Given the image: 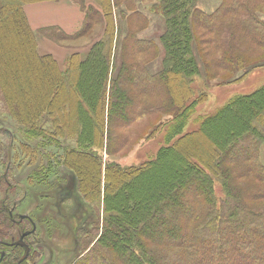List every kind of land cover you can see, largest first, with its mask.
<instances>
[{
  "label": "trees",
  "instance_id": "1",
  "mask_svg": "<svg viewBox=\"0 0 264 264\" xmlns=\"http://www.w3.org/2000/svg\"><path fill=\"white\" fill-rule=\"evenodd\" d=\"M40 1L56 0H0L1 114L15 122L18 131L10 129L21 136L18 149L29 166H47L43 183L35 181L33 168L31 188L50 187L49 175L62 166L75 176L87 206H98L99 216L103 210L100 237L80 264H264V86L235 96L210 116L196 117L198 130L140 166L104 162L101 155L105 148L114 154L131 142L130 135L120 139L114 118L131 127L147 115L166 113L170 144L207 99L195 98L197 79H232L245 71L249 43L258 47L254 55L264 58V0H222L211 14L198 8L200 0H159L152 10L164 21L159 42L139 37L150 20L134 0H95V9L75 0L86 12L75 37L101 24L104 34L93 40L87 55L72 53L64 68L54 56L40 53L26 15L25 6ZM122 4L128 7L129 28L119 41L114 10ZM61 36L69 38L62 31ZM7 41L15 43L9 48L17 59H26L25 70L19 69L22 64L17 73L7 66ZM115 45L121 46V64ZM160 58L161 69L151 72L150 64ZM35 75L37 85L31 82ZM64 139H74L76 146L61 144ZM53 146L63 150L56 161L49 154ZM235 150L240 153L233 157ZM216 179L222 197L216 195ZM57 189L40 194L32 216L42 208L51 213L50 201L59 203L51 195ZM33 195L29 191L24 201L34 202ZM10 226L0 206V228Z\"/></svg>",
  "mask_w": 264,
  "mask_h": 264
},
{
  "label": "rangeland",
  "instance_id": "2",
  "mask_svg": "<svg viewBox=\"0 0 264 264\" xmlns=\"http://www.w3.org/2000/svg\"><path fill=\"white\" fill-rule=\"evenodd\" d=\"M134 1L136 3V7L138 11L142 12L150 20L149 28L140 32L139 37L141 36L144 39H147V38L154 39L157 42H159L158 38H159V35L163 33L164 21L162 20L161 16L154 14L152 11L154 5L159 0H134ZM221 2L222 0H200L198 3V8L201 9L202 11H205L206 13L211 14L214 11H216L217 7L219 6ZM62 4H68L70 5V7L73 6L74 10H77V8L79 7L81 13L83 14V18H84L83 23L81 24L79 29H77L73 33H68L62 27L55 24L57 22H64V19L66 18H70L74 20L76 19L75 13L74 15L69 14V11H67V9H65ZM85 5L91 6L94 9L95 7L99 8V5L97 2H95V0H86ZM127 8L128 7L126 6V4H122L120 8H118L116 5V8L114 10L116 19H117V24L119 27V31L117 34V36L120 35L118 39L119 41L121 40L123 41L122 38H124L126 34L128 33V28H129L128 20L124 18L126 14L128 13L126 12ZM25 12H26L29 22H30V18H29L30 16H32L33 21L35 22L45 21L43 22L44 25H42V27H39V28L32 26L30 22L32 29L36 32L39 38V47L42 49L40 50L39 48L40 53L43 55L50 54L55 57V55L49 52V50H54L57 54V58L56 57L55 58L58 60L61 67L63 68L65 67V65H67L69 57L72 53L80 52L82 56L83 54L87 55L93 44V40H95L98 37V35H100L99 37L100 39L104 34V31H103L104 24H101V25H97L96 27H94L93 30L87 31L84 35L80 37H75L76 34L83 28L84 20L86 16L85 14L86 12L84 11V9L75 0L40 1L36 3H31L25 6ZM29 12L30 14H28ZM260 16H261L260 19L264 20V13H261ZM54 27L58 28L59 29V30L57 29L58 31L61 30L64 34L68 35L69 38L62 37L61 31H60V34L57 35L58 34L57 31H54L56 33H51L47 29V28H54ZM121 33H122V36L123 35L125 36L121 37ZM49 35L53 37H49ZM6 43H7L6 44L7 46L4 49H6L7 56H8L7 66L8 67L12 66L10 67L12 68L10 70L12 72L15 71V73H17V70L22 69V68L23 70H25L26 69L25 68L26 59L22 57H20V59H17L16 58L17 53H15V50L12 51L9 48L10 43H11L12 48L16 47L15 43L11 41L10 42L7 41ZM158 45L160 48L162 47L160 43ZM248 46L252 53L249 51L247 53V57L249 59L250 65H248L245 68L246 69L245 71H241L240 74H238L236 77L232 79L228 75H226V77L219 76L217 78H212L210 80L202 78V79H197L195 84H193L195 87L193 89L196 90V91L194 90L195 98L197 97L199 98L200 95H206L207 99L204 102H201L200 104L197 105L194 113L192 114L193 117L183 129L182 135L176 136L170 144L166 142V135H167L166 131L168 128L167 124L171 120L169 117L170 115L166 113L165 114H157V113L153 114L152 113L150 115L145 116L144 118H141V120H138L137 122H135L131 127L120 125L118 121L114 118L115 122L118 124L115 129L120 139L122 136L127 137V135H130L131 142L129 143L127 147L121 149L119 152L114 153V154L109 151L111 153L110 154L105 148L101 153L103 157V161L104 162L105 161L118 162L127 167L140 166L147 161L155 159L156 155L158 154L159 150L162 147L173 146L176 144L179 138H182L183 136H186L187 134L198 130L200 126H199V122H197L196 117L198 118L200 116L201 117L210 116L214 114L217 111V109L223 107L226 103H228L235 96L249 95L253 93L254 91H256L257 89H259L260 87L264 86V60H263L264 58H262V56L254 55V54H257L255 51L258 49V47H255L252 43H249ZM65 54L67 57L65 56ZM121 54H122L121 46L117 47V45H115L114 56L116 58V62L119 64H121L120 63ZM129 54L131 56L132 53L130 52ZM134 57L135 55L133 54L132 59ZM59 60H62V61L60 62ZM161 62H162L161 58L152 62L151 63L152 65L150 64L149 66V70L154 73L159 71L161 69ZM19 64H22V66L19 69H17ZM242 75L244 76L243 78H241L242 79L241 81L239 82L235 81ZM227 76L229 78H227ZM36 78L37 76L35 75L34 79L31 81L32 84L35 83L37 85ZM46 85L47 84H45L43 88L46 87ZM19 92L21 94L27 95V92L22 87H20ZM50 94H52L51 89H50ZM26 97L30 99V96H26ZM195 98L193 97V99ZM147 101H148L147 103H150L152 99L149 98ZM131 110H134V109L131 108ZM3 111H5L4 107L0 106V122L2 123V125L0 124L1 125L0 143L5 145L9 143V137L6 134L3 135L5 131L10 130L11 127L14 128L16 131H18V129L16 128L15 122L11 121L8 117L3 116V114H1V112ZM156 129H157V132L152 137L151 134ZM12 131L16 133L13 129ZM19 137H20L19 139H21L20 135ZM17 142H20V141L18 140ZM60 143L61 144L66 143L64 145L68 146L69 148L76 146V141L74 139H64L63 141H60ZM48 149L50 151L49 154L52 155L51 161H56L57 159L59 160L61 156L63 155V150L62 151L56 150L54 146L48 147ZM239 153H240L239 151L235 150L232 152V156L236 157ZM17 155H20V153H18ZM260 157H261V161L264 164V145L262 146ZM230 158L228 157L227 160H230ZM22 159H23L22 161H24L25 159L24 155ZM29 163H30V159L27 164H24L23 171L21 172V174L17 176L21 178L31 177L30 176L32 173L31 171L35 169L34 173H38V177H39V180H35V181L38 183H43V182H40L41 178L45 177L46 175V170H44L43 167H47V166L42 164L41 167H39L40 166L39 165L37 166V168H35V167L29 166ZM53 171H54V174L49 175L50 177L49 183L51 185L50 187H48V185L45 186L44 184H42L40 186L38 184L37 185L38 187L31 188V186L29 187V184L31 183L30 180L28 183L26 182L25 184H23V187L24 188L28 187V190H30L31 193L34 194L33 195L34 202L36 201L37 198H42L40 194L45 192L46 189H47V192H49L52 189L59 188L57 190H54L53 193L56 194V198L60 199L59 200L60 207L64 208L67 205H69L70 211L72 213L71 215L72 217L69 218L67 221H64L65 224L59 227H55L57 223L54 222L53 220L52 225L54 229L57 230V231L54 230L55 231L54 234L59 233V237L64 239L62 241L64 242V244H62V248H61L62 252H60V255L57 253L58 249L54 250L55 260L57 261V257H60L58 264H80V260L85 256V254L89 253L91 249H94L93 247L98 241L97 237H100L101 229L100 227L98 228V225H99L98 217L100 218V226H101V220H103L104 218V213H103V210H101L100 216H99L98 206H93L91 208L87 206V204L84 202V199L82 198V196L77 190L76 179L72 172L64 169L62 166L55 167ZM5 173L7 174V172ZM2 176L3 174H2V171L0 170V181H1L0 184L2 183L0 186V199L3 200L4 197L2 195L4 191L6 190L7 186L4 183V181L1 180ZM32 182L34 181L32 180ZM65 183H67L69 187V189L67 190H65V187H64ZM222 191H223L222 183L220 180L216 179L215 180L216 195L221 196ZM67 195H69V197ZM20 197H22V195L18 196V198ZM66 197L69 198V201L65 200L64 202V199ZM2 200H0V203ZM56 201L57 200L50 201L51 206L55 205ZM24 202L25 203L22 204L21 207H19L20 214H26L29 202H31V200L29 201L28 199V200H25ZM131 202L132 201H130V203ZM13 205L14 204L10 205L11 208L13 207ZM92 209H94V211H92ZM119 219H121L122 222L126 221L125 219H122L120 216H119ZM102 225H103V221H102ZM90 228H91V232H89ZM7 232L8 230L0 228V235H1L0 239L3 240L5 238V237L3 238V235H5ZM18 233L19 232L17 230L16 234ZM19 237L20 236H17L16 239H18ZM41 239H42V234L39 235V241H41ZM51 254H53V249L52 250L47 249V252H44L41 258L39 257V253H37L34 257H31L29 264H32V262H37V264H50ZM0 256H1L0 262L3 261L1 264H17V262H13V260L10 259L12 255H10L9 253L6 254L4 260H2L4 256L3 253H1Z\"/></svg>",
  "mask_w": 264,
  "mask_h": 264
},
{
  "label": "flooded vegetation",
  "instance_id": "3",
  "mask_svg": "<svg viewBox=\"0 0 264 264\" xmlns=\"http://www.w3.org/2000/svg\"><path fill=\"white\" fill-rule=\"evenodd\" d=\"M5 134L9 137V143L5 145L0 143V170L2 171L4 183L6 184L7 188L2 195L4 197L3 200L0 199L2 200L0 206L2 209L6 210L7 217L12 227L6 229L8 232L3 235V238H5L3 240L0 239V254L3 253L4 255L2 260H4L6 254L9 253L12 255L10 259L13 260V262H17V264H19L20 260L24 257V255H26L27 251H29L28 258L20 263L29 264L31 257H34L37 253H39V257L41 258L44 252H47V249H53L50 264H58L60 257H57V261L55 260L54 250L58 249L57 253L60 255V252H62V244H64L62 241L64 239L59 237V233L54 234V232L57 230L54 229L52 223L54 220L57 225L63 226V224H65L64 221H67L72 217L70 207L69 205L64 208L60 207L59 202L51 208V213L49 209L46 210L45 208H42L39 210L40 214L38 212V214L32 216V212L37 213L35 208L40 204V201L37 198L35 202H29L26 214L19 213V207L25 203L23 201L26 199L30 190H28V187H23V184L29 182V177L21 178L17 175L21 174L23 171V166L24 164L28 163V160L25 158L24 161H22V151L18 149L20 142H17L18 140H21L19 139L20 137L11 129L8 130L7 133L5 132L3 135ZM18 153H20V155H17ZM5 172H7V174ZM64 187L65 190L69 189L67 183H65ZM19 195H22V197L18 198ZM51 195L55 196L54 193ZM33 199L34 198H32V200ZM66 199L67 198L64 199V202ZM11 204H14L12 208L10 206ZM56 205H59V208H56ZM17 230L19 232L18 234H16ZM41 234L42 239L39 241V235ZM17 236L20 237L16 239ZM18 242L21 244L14 245ZM2 262L3 261H1L0 264ZM32 264H37V262H32Z\"/></svg>",
  "mask_w": 264,
  "mask_h": 264
},
{
  "label": "crops",
  "instance_id": "4",
  "mask_svg": "<svg viewBox=\"0 0 264 264\" xmlns=\"http://www.w3.org/2000/svg\"><path fill=\"white\" fill-rule=\"evenodd\" d=\"M61 2H63V1H61ZM60 5H61V3H60ZM62 5H63V7L65 9H67V11H69V14H71V15L73 14L74 15V13H75V18L76 19L74 20V19L66 18V19H64V22H57L55 24L60 26V27H62L66 32L73 33L77 29H79V27L83 23V19H84L83 18V14L81 13L79 7L77 8V10H74L73 6L70 7V5H68V4H62ZM30 12H31V10H30ZM30 12L28 14H30ZM29 18H30V22H31L32 26H34L36 28L42 27V25H44L43 22H45V21H43V22L42 21L41 22H35V21H33L32 16H30ZM40 50H42V49L40 48ZM49 52H51V54L55 55V57L57 58V54H56V52L54 50H49ZM65 56H66V54H65ZM63 60H64V58H63ZM59 61L61 62L62 60H59Z\"/></svg>",
  "mask_w": 264,
  "mask_h": 264
},
{
  "label": "water",
  "instance_id": "5",
  "mask_svg": "<svg viewBox=\"0 0 264 264\" xmlns=\"http://www.w3.org/2000/svg\"><path fill=\"white\" fill-rule=\"evenodd\" d=\"M20 242L14 244V245H19V244H21ZM28 255H29V251H27L26 255H24V257L20 260L19 264L22 263L23 261H25L28 258Z\"/></svg>",
  "mask_w": 264,
  "mask_h": 264
}]
</instances>
